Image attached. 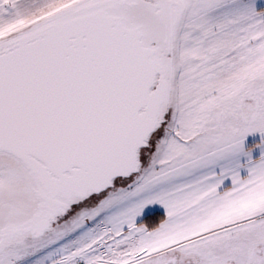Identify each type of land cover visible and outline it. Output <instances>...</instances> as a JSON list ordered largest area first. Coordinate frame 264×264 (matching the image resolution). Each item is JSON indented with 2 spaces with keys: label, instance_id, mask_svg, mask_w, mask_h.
Here are the masks:
<instances>
[{
  "label": "snow or ice",
  "instance_id": "6c2138e0",
  "mask_svg": "<svg viewBox=\"0 0 264 264\" xmlns=\"http://www.w3.org/2000/svg\"><path fill=\"white\" fill-rule=\"evenodd\" d=\"M0 264H264V5L0 0Z\"/></svg>",
  "mask_w": 264,
  "mask_h": 264
},
{
  "label": "rangeland",
  "instance_id": "374dc122",
  "mask_svg": "<svg viewBox=\"0 0 264 264\" xmlns=\"http://www.w3.org/2000/svg\"><path fill=\"white\" fill-rule=\"evenodd\" d=\"M257 4L258 5H264V0H257ZM261 137L259 133H253V134H249V136L247 137V142L249 144L251 143H255L260 141ZM257 155L259 154L258 152L256 153ZM157 211H161L163 213V209L160 208L159 206H156Z\"/></svg>",
  "mask_w": 264,
  "mask_h": 264
},
{
  "label": "trees",
  "instance_id": "16d2710c",
  "mask_svg": "<svg viewBox=\"0 0 264 264\" xmlns=\"http://www.w3.org/2000/svg\"><path fill=\"white\" fill-rule=\"evenodd\" d=\"M163 213L161 211H157V214L156 215H150L149 218H148V222H152L156 219L159 218V216H162Z\"/></svg>",
  "mask_w": 264,
  "mask_h": 264
}]
</instances>
